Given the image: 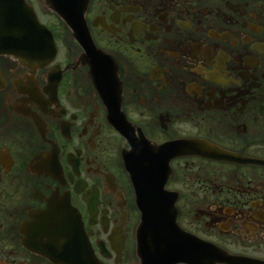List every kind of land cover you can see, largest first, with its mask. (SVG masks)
I'll return each instance as SVG.
<instances>
[{
    "label": "flooded vegetation",
    "instance_id": "af4514ba",
    "mask_svg": "<svg viewBox=\"0 0 264 264\" xmlns=\"http://www.w3.org/2000/svg\"><path fill=\"white\" fill-rule=\"evenodd\" d=\"M84 17L115 62L101 93L64 25L41 68L0 54V264H64L39 243L73 254L69 213L104 264H138L122 151L163 143V192L195 253L176 264H264V0H89Z\"/></svg>",
    "mask_w": 264,
    "mask_h": 264
},
{
    "label": "water",
    "instance_id": "95a60500",
    "mask_svg": "<svg viewBox=\"0 0 264 264\" xmlns=\"http://www.w3.org/2000/svg\"><path fill=\"white\" fill-rule=\"evenodd\" d=\"M39 1L46 9L57 14L77 33L78 36L76 35V37L89 48L87 54L90 53V56H93L94 52L91 46L87 40L80 38L82 33L77 32L79 30L84 33L82 19L88 0ZM82 37H84L83 34ZM31 47H37V50L31 49ZM55 51L51 31L38 21L31 4L26 0H0V54L9 55L16 61L29 66H43L52 60ZM108 61L110 64L106 66V70L110 73L113 63L109 58ZM94 62L90 65L96 74L94 83L99 87L104 78L108 77L99 60L94 59ZM142 141L145 140L142 139ZM163 147L131 145L129 153L124 158L127 173L135 187V191L138 192L137 203L140 210V219L136 228V252L139 255L141 264H152L153 262L172 264L185 256L183 246L170 243L167 236L155 231L158 229H152L154 225H161L164 220L169 217L173 219L175 216L174 210L168 206L164 207L156 204L152 207L149 204L150 198H162L161 196L150 195L149 190H164L166 168L163 162L166 163V158L156 157ZM158 149L161 150L158 152ZM152 156L155 158L154 162L151 159ZM144 183L151 184V186L142 187ZM49 214L54 218V211L49 212ZM82 231L81 227L75 228L74 238L76 240L74 244L71 243L73 255L71 257L64 255V258H61L62 260L58 258L59 262L65 264H102L90 252L86 242H84L86 249H81L82 244L77 241V236L82 237ZM39 245L50 258L55 255V241L53 239L49 238L46 242L39 243ZM64 248H67V241L64 242Z\"/></svg>",
    "mask_w": 264,
    "mask_h": 264
},
{
    "label": "rangeland",
    "instance_id": "374dc122",
    "mask_svg": "<svg viewBox=\"0 0 264 264\" xmlns=\"http://www.w3.org/2000/svg\"><path fill=\"white\" fill-rule=\"evenodd\" d=\"M31 2L33 3L42 22L50 26L60 28L61 23L59 19L51 11H49L42 4H40L38 0H31Z\"/></svg>",
    "mask_w": 264,
    "mask_h": 264
}]
</instances>
